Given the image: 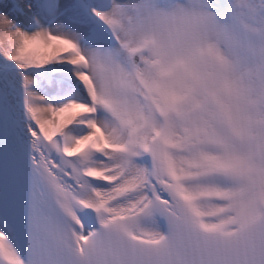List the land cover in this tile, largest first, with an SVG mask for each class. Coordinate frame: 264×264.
Returning <instances> with one entry per match:
<instances>
[{
	"label": "snow or ice",
	"instance_id": "snow-or-ice-1",
	"mask_svg": "<svg viewBox=\"0 0 264 264\" xmlns=\"http://www.w3.org/2000/svg\"><path fill=\"white\" fill-rule=\"evenodd\" d=\"M0 264H264V0H0Z\"/></svg>",
	"mask_w": 264,
	"mask_h": 264
}]
</instances>
